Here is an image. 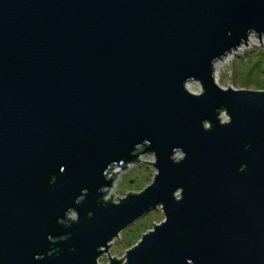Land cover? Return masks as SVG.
Listing matches in <instances>:
<instances>
[{
	"label": "water",
	"instance_id": "95a60500",
	"mask_svg": "<svg viewBox=\"0 0 264 264\" xmlns=\"http://www.w3.org/2000/svg\"><path fill=\"white\" fill-rule=\"evenodd\" d=\"M250 33L264 0H0V264H264V89L213 70ZM139 153L152 182L104 200Z\"/></svg>",
	"mask_w": 264,
	"mask_h": 264
},
{
	"label": "rangeland",
	"instance_id": "374dc122",
	"mask_svg": "<svg viewBox=\"0 0 264 264\" xmlns=\"http://www.w3.org/2000/svg\"><path fill=\"white\" fill-rule=\"evenodd\" d=\"M251 34L250 44L243 45L235 53L226 54L215 61L216 68L214 76L215 81L220 87L224 89L227 87L234 89H264V35L259 37L260 45L256 37L257 35L254 33ZM188 90L193 93H199L201 86L198 81L193 80ZM220 118L224 121L227 119V115L223 112ZM148 162H154L153 155L150 153H139L137 161L122 165L123 167L126 166L124 169L113 165L107 176L110 177L111 173H117L112 180L111 186L103 189H108L103 197L104 200H108L110 195H112L111 200L117 202V198H122L127 193L140 192L144 187L149 185L154 178L156 170ZM68 217L75 218L76 215L71 211ZM164 219L161 208L159 207L138 218L134 223L119 232L117 235L118 239L114 238L110 242L109 257L115 256L116 259L123 257L125 251L136 245L139 241L140 238L137 235L141 237L143 233L152 230L153 225L159 224ZM141 230L142 234H139ZM97 263L108 264L107 254H102Z\"/></svg>",
	"mask_w": 264,
	"mask_h": 264
},
{
	"label": "bare ground",
	"instance_id": "6f19581e",
	"mask_svg": "<svg viewBox=\"0 0 264 264\" xmlns=\"http://www.w3.org/2000/svg\"><path fill=\"white\" fill-rule=\"evenodd\" d=\"M251 33L248 35V37H247V39H246V44H250L251 43ZM243 45L244 44H241L240 46H238L237 48H235V49H233V50H231L230 52H228L227 54H233V53H235L237 50H240L242 47H243ZM215 68H216V64H215V62H214V64H213V70H214V73H215ZM190 83H191V81H187L186 83H185V87L187 88V89H189V85H190ZM176 155H178V153H176Z\"/></svg>",
	"mask_w": 264,
	"mask_h": 264
},
{
	"label": "trees",
	"instance_id": "16d2710c",
	"mask_svg": "<svg viewBox=\"0 0 264 264\" xmlns=\"http://www.w3.org/2000/svg\"><path fill=\"white\" fill-rule=\"evenodd\" d=\"M139 234H142V230L139 232ZM137 237H139V238H140V236H139V235H137Z\"/></svg>",
	"mask_w": 264,
	"mask_h": 264
}]
</instances>
